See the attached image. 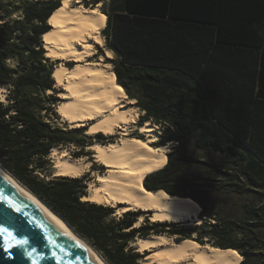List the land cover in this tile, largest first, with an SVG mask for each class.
<instances>
[{
	"label": "trees",
	"instance_id": "obj_1",
	"mask_svg": "<svg viewBox=\"0 0 264 264\" xmlns=\"http://www.w3.org/2000/svg\"><path fill=\"white\" fill-rule=\"evenodd\" d=\"M59 6V0L26 1L21 19L0 15V89L7 90L4 98L0 90V166L108 264H138L141 256L127 248L128 242L150 231L165 233L156 228L177 223L134 227L136 213L115 217L111 207L81 200L80 179L38 176L53 146L73 142L70 131L41 115L53 111L55 97L45 94L52 88L50 70L34 65L46 60L41 35L50 29L47 19ZM101 34L116 56L110 59L116 82L136 99L144 112L141 119L171 126L168 140L178 145L193 138L198 149L230 155L238 176L261 195L259 206L247 214L252 219L263 214L264 0H110ZM9 58L16 66L6 63ZM165 161L144 177L143 185L191 199L201 207L199 215L215 219L196 227L200 236L193 241L203 245L209 236L206 242L213 239V246L234 249L242 258L238 264H264V236H249L238 227L240 220L207 211L184 179L169 186L179 166L175 151ZM235 228L240 237L230 235Z\"/></svg>",
	"mask_w": 264,
	"mask_h": 264
},
{
	"label": "bare ground",
	"instance_id": "obj_2",
	"mask_svg": "<svg viewBox=\"0 0 264 264\" xmlns=\"http://www.w3.org/2000/svg\"><path fill=\"white\" fill-rule=\"evenodd\" d=\"M73 1L80 0H60V6L47 19L50 29L41 35L45 57L51 61H62L51 73L54 86L63 90L60 96L65 99L56 110L64 121L74 122L76 127L89 123V137L94 138L97 134H119L120 137L114 142L87 144L86 149L92 151L93 161L66 157L68 151L53 146L50 153L54 158V175L80 177L89 171L91 162H94L99 165L98 168L105 167L107 171L95 174V182L89 183V192L81 200L112 207L122 204L123 210L150 212L149 220L153 223L198 222L201 207L193 200L144 187V177L162 168L168 149L163 145L153 148L148 144L155 140L154 127L148 122L139 125L140 132L147 136L146 142L130 135L138 113L135 107H124L134 103V100L127 99L108 63L97 64L87 59L95 54V44L103 46L100 31L106 16L98 5L72 6ZM107 56L112 58L109 49L106 50ZM103 57L101 55L100 59ZM63 61L75 64L67 67ZM0 173L86 253L100 264H107L87 242L1 166ZM138 218L137 225L142 216ZM132 241L137 252L148 251L144 264H238L240 261L234 249L200 245L189 238L176 241L175 236L165 233L136 236Z\"/></svg>",
	"mask_w": 264,
	"mask_h": 264
},
{
	"label": "rangeland",
	"instance_id": "obj_3",
	"mask_svg": "<svg viewBox=\"0 0 264 264\" xmlns=\"http://www.w3.org/2000/svg\"><path fill=\"white\" fill-rule=\"evenodd\" d=\"M26 1L34 2L37 0H0V15L3 16L9 14L6 18H4V20H7V18L11 20L21 19L23 14L22 10L26 4ZM91 2L92 0H88V1L80 0L79 2L73 1L71 2V5L72 6L83 5L85 7H90ZM100 2L101 4L100 3L97 4L98 9L106 16V11L108 9L110 0H101ZM4 20L0 19V22H3ZM101 36L103 37V46H99L95 44L94 45L95 54L91 57H88L87 59L90 62H94L97 64L105 65L108 63L111 69L113 70V63L112 60L110 61V59L115 60L116 57L110 49L109 50L112 52V58L108 56L106 57V50L108 48L106 46L105 37L102 34ZM101 55L104 56L102 60L100 59ZM42 57L46 60H41V63L40 61H36L34 62V65L39 68H42L43 67L42 65H45L46 69L50 70V79L52 80V88L51 90L46 91L45 94H53V96L55 97V101L54 104L52 105L53 111L47 113L42 112L41 115L43 116L44 120L49 122L52 126H57L59 128L71 132L70 137L73 140V142L57 145V147H59L60 150L68 151L66 153V157L69 156L72 159L83 158L86 161L87 160L93 161L94 158L92 157L93 156L92 151L86 149L87 144L95 141H99L101 143L114 142V140H116V138H119L120 135L97 134L93 138L87 135V128L89 123L84 124L83 126L80 127L79 126L76 127L74 122L70 123L68 121H64L62 116H60L56 110L59 105L65 102V99H63L60 96V92L63 90L60 87L54 86L53 79L51 78V73L54 67L57 64H59L58 62H62V61L61 60L51 61V59L46 58L44 55V48H43ZM63 62L66 64L67 67H72L75 64L72 61H63ZM6 63L11 67L16 66L17 64V62L12 58L7 59ZM1 91L3 93L2 96L4 98L7 90L3 88L1 89ZM135 102L136 101H134V103L125 104L124 107L126 109L129 107H135L136 108L135 110H137L138 113L136 123L133 124L135 127L131 131L130 135L135 136L146 142L148 140L147 136L145 133L140 132L139 125L143 122H148L150 125L154 127L153 134L155 135L154 138L155 140L153 142H148V144L153 148L162 145L166 146L168 151L165 154V157L167 156L168 153L172 151H175V154L178 156L179 166L175 169L174 176L170 178L167 184L169 186L173 185V187H177L178 183H180L184 179L190 184V191H194L198 196H200L203 203L207 207V211H215L218 215V218L220 219H230L231 221L240 220L238 227L241 230L244 229L249 236L252 237L264 236V213L260 214V216H255L254 219H252V217H249V215L247 214L248 209L259 206L257 198H261V195L259 192H256L259 190L255 188H251L250 186L247 185L246 180H243L242 178H240V176H238L239 172H237L236 170L237 166L233 162V158L227 154L215 153L211 150L198 149L193 145V138H189L187 142H185V144L183 145H178V142L168 140L169 139L168 137L173 133L172 127L157 122L153 119H141V116L144 115V112L135 105ZM77 128H81V129H77ZM183 157H187L188 160L182 161L181 158ZM90 166L91 167L89 168V171L85 172L82 176L74 177L80 179L81 184L83 186L82 191L84 195H87L89 192L88 191L89 183L95 182V174L99 172L107 171L105 167L98 168L99 165L94 162H91ZM54 172H55L54 158L51 156L50 153L48 155V161L45 166V169L42 171V173H39L38 176L43 179H48L53 176H56L54 175L55 174ZM17 182L20 185H22L18 180ZM88 203H94V202H88ZM95 204L102 205L105 207H111L115 211V213L112 216L115 217H119L123 213L129 211V210H123L121 208L122 204H117L114 207L108 206L104 203H95ZM130 212L136 213L135 216L136 221L139 220L138 218L139 216H142L138 225L134 223V227H139L147 222L148 224L152 223L150 222L148 217L150 212H142L138 210L130 211ZM205 222L214 223L215 219L207 218L206 214L204 216H201L200 214L198 222L196 220L188 221V222L186 221L174 222L177 224L174 225L173 227L158 226L156 229L158 231H165V234H168L167 232L170 233L172 232L173 234L172 236H175L176 241L181 240V236L183 235H188L189 239L194 240L200 236L199 229L196 227H200L201 225H204ZM239 228H235L230 235L232 237L235 236L240 237L241 234H239L240 231ZM150 234H153V232L150 231ZM208 239H210L209 236L203 237L202 239L204 241L203 245L208 244L210 246H213L212 243L214 240L212 239L211 240L212 242L208 243L206 242V240ZM132 242L133 241L128 242L127 248L133 249L134 252H136L138 255L141 256L137 260L138 264H144L143 259L146 258L147 255L145 254H148V251H145L144 253L137 252L133 244H131ZM94 250L106 262V260L101 256V254L96 249ZM241 259L242 258H240V260Z\"/></svg>",
	"mask_w": 264,
	"mask_h": 264
},
{
	"label": "water",
	"instance_id": "obj_4",
	"mask_svg": "<svg viewBox=\"0 0 264 264\" xmlns=\"http://www.w3.org/2000/svg\"><path fill=\"white\" fill-rule=\"evenodd\" d=\"M100 1L92 0L90 7ZM0 197V226L28 241L14 247L11 256L0 249V264H100L1 173ZM24 249L32 255L27 256Z\"/></svg>",
	"mask_w": 264,
	"mask_h": 264
},
{
	"label": "snow or ice",
	"instance_id": "obj_5",
	"mask_svg": "<svg viewBox=\"0 0 264 264\" xmlns=\"http://www.w3.org/2000/svg\"><path fill=\"white\" fill-rule=\"evenodd\" d=\"M3 198L0 197V200ZM11 203V202H9ZM16 212H19L20 209L17 206H13ZM28 241L26 239H20L17 237L16 234H14L13 231L9 230L7 227L0 226V249L3 250V252L8 253L9 256L12 255L11 250L14 247H22L23 245H26ZM27 256H31L32 252L28 251L27 249H24ZM34 251V250H33Z\"/></svg>",
	"mask_w": 264,
	"mask_h": 264
},
{
	"label": "crops",
	"instance_id": "obj_6",
	"mask_svg": "<svg viewBox=\"0 0 264 264\" xmlns=\"http://www.w3.org/2000/svg\"><path fill=\"white\" fill-rule=\"evenodd\" d=\"M114 54V53H113ZM115 55V54H114ZM116 57V56H115ZM116 59V58H115ZM113 60V59H112ZM120 85V84H119ZM124 93H125V90H124ZM127 96V95H126ZM127 99H133L134 101H136V99L135 98H132V97H129V96H127Z\"/></svg>",
	"mask_w": 264,
	"mask_h": 264
}]
</instances>
